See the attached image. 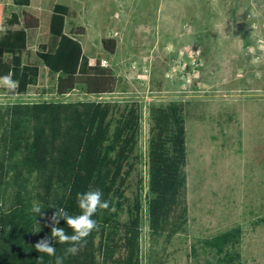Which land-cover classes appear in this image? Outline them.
<instances>
[{"label":"trees","instance_id":"1","mask_svg":"<svg viewBox=\"0 0 264 264\" xmlns=\"http://www.w3.org/2000/svg\"><path fill=\"white\" fill-rule=\"evenodd\" d=\"M14 3L20 11L7 12L0 1V76L13 73L19 82L14 95L27 93L44 66L56 76L57 95L80 85L97 99L0 103V264H38L37 256L44 254L34 245L51 237L48 218L56 208L80 214L77 194L95 189L116 210L97 211L93 219L99 231L65 264H143L145 225L149 264H166L167 248L189 224L186 104L171 100L149 105L143 150L142 102L101 98L116 91L120 78L114 67L100 59L92 62L85 54L80 40L84 25L65 30L69 6ZM102 45L113 55L118 41L103 37ZM33 201L40 202L43 216L31 212ZM58 227L72 234L66 221ZM242 238V226L235 225L197 238L191 252L204 259L198 264H243ZM67 246L56 244L57 255ZM50 259L45 256L44 264Z\"/></svg>","mask_w":264,"mask_h":264},{"label":"rangeland","instance_id":"2","mask_svg":"<svg viewBox=\"0 0 264 264\" xmlns=\"http://www.w3.org/2000/svg\"><path fill=\"white\" fill-rule=\"evenodd\" d=\"M7 12L20 11L1 0ZM68 5L65 30L86 27L80 37L94 62L106 58L120 84L102 99H138L143 104L142 147L153 102L186 104L189 224L166 250V264H198L191 244L232 226L243 228V264H264V0H30L50 9ZM255 8L257 15H252ZM4 26L0 23V33ZM103 37L118 41L115 54ZM33 42L31 50L34 52ZM35 58V56H33ZM56 76L42 66L27 93L1 102L89 100L79 85L55 92ZM148 227L143 264H149Z\"/></svg>","mask_w":264,"mask_h":264},{"label":"clouds","instance_id":"3","mask_svg":"<svg viewBox=\"0 0 264 264\" xmlns=\"http://www.w3.org/2000/svg\"><path fill=\"white\" fill-rule=\"evenodd\" d=\"M252 15H257L253 7ZM19 82L13 78V73L0 76V88H4L9 94H16ZM78 206L81 213L78 215H69V213L60 208L57 209L54 204L48 207L56 208L53 215L48 218V226L51 227V237H43L34 245L38 253V264H44L45 256L51 258L49 264H65V259L69 256H76L86 246L87 238L94 232L99 231L100 225L93 219L98 210H109L115 212L110 200L103 199V192L100 189L90 190L77 194ZM42 206L40 202L33 201L31 212L37 216H43ZM61 220L66 221L67 225L72 229L69 235L64 228L58 227ZM68 245L64 249L63 255H57L56 244Z\"/></svg>","mask_w":264,"mask_h":264},{"label":"built area","instance_id":"4","mask_svg":"<svg viewBox=\"0 0 264 264\" xmlns=\"http://www.w3.org/2000/svg\"><path fill=\"white\" fill-rule=\"evenodd\" d=\"M101 63H102V65H106V66L109 65V64H108V61H107L106 58H103V59L101 60Z\"/></svg>","mask_w":264,"mask_h":264},{"label":"crops","instance_id":"5","mask_svg":"<svg viewBox=\"0 0 264 264\" xmlns=\"http://www.w3.org/2000/svg\"><path fill=\"white\" fill-rule=\"evenodd\" d=\"M1 1V0H0ZM53 7V6H52Z\"/></svg>","mask_w":264,"mask_h":264}]
</instances>
